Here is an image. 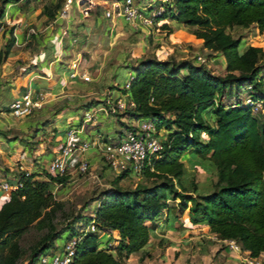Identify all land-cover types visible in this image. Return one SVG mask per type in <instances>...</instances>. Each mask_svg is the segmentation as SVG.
<instances>
[{
  "label": "trees",
  "instance_id": "trees-1",
  "mask_svg": "<svg viewBox=\"0 0 264 264\" xmlns=\"http://www.w3.org/2000/svg\"><path fill=\"white\" fill-rule=\"evenodd\" d=\"M12 1L0 0V29ZM157 17L158 29L167 33L173 31L170 20L195 27L203 46L224 56L225 73H216L193 58L174 56H147L131 68L135 77L130 92L136 105L117 115L151 118L166 129L164 150L140 173L151 183L121 187L120 180L131 174L124 170L111 188L85 202L83 209L98 202L93 214L81 210L76 215L55 194L68 175L46 172L48 179L41 180L35 173L20 172L22 185L0 204V264H37L63 235L80 234L83 238L71 264H127V257L138 252L144 259L151 240L148 221L166 213V219L170 213L183 217L194 230L236 239L251 256L264 253V114H254L242 102L232 106L243 89L264 96L260 64L264 47L251 43L243 47L242 37L229 31L255 25L264 32V0H172ZM14 43L12 29L2 59ZM249 85L252 90H247ZM5 109L10 110V104ZM123 125L129 127L127 121ZM190 151L209 159L215 168L211 189H201L196 173L183 160ZM92 220L99 230L83 232ZM40 224L45 230L26 252L20 240ZM101 230L114 232L118 244L103 245Z\"/></svg>",
  "mask_w": 264,
  "mask_h": 264
},
{
  "label": "crops",
  "instance_id": "crops-1",
  "mask_svg": "<svg viewBox=\"0 0 264 264\" xmlns=\"http://www.w3.org/2000/svg\"><path fill=\"white\" fill-rule=\"evenodd\" d=\"M48 1L15 0L10 2L7 5L5 26L0 29V109H2L0 110V129L7 132L22 131L25 138L30 136V142H36V146L30 149L27 145L29 141H20V152H17L18 157L13 154L14 159H20L23 163V159L26 160L30 156L33 160H26L27 162L25 161L20 166L23 170H12L5 175L2 173L0 165V182L4 178H9L13 182L19 177V173L25 170L35 173L37 179H48L46 172H48L50 161L65 138L67 128L82 121L83 109L88 107L84 106L86 104L85 99L99 97L103 101L108 92L113 96L121 94L117 86L110 87L113 85V82H110L112 78L104 74L107 68L114 66V57L119 56V52L113 51L112 39L107 36H113V32L122 37L127 32L138 31L143 33L147 31L151 34L153 31L137 28L122 17H107L105 11L109 5H103L100 2H95L96 6H71L68 16L65 18L61 16L63 6L55 15L50 16L53 12L45 7ZM141 1L144 2L145 0ZM98 5L103 6L99 7ZM170 24L173 28L180 25L193 27L176 20H170ZM12 29L15 35V43L10 54L2 59L1 56ZM31 29H35L36 32L31 33ZM166 33L165 31L163 35ZM196 39L203 45L201 38L196 37ZM159 43L162 44L159 46ZM169 43L171 42L168 39L163 40V37H159L156 33L154 41L148 40L144 48L145 51H150L149 49L152 48L151 51L160 54L158 57L164 59L172 56L178 59L191 58V56L183 57V53L179 50L174 51L167 48ZM120 45L119 47H123L122 44ZM204 49L208 48L204 47ZM218 58L222 65L226 66L224 56L220 54ZM75 61L79 63L78 69L81 71L87 73L92 71L90 80H85L81 76L72 77L70 75ZM117 69L111 73L113 77L116 75L115 85H118L117 83L122 80L125 81L128 73L133 70L129 69L125 72ZM105 73L107 74V72ZM122 76L124 79L121 80ZM94 79L95 81H93ZM106 83L108 87L104 89L102 86ZM97 86L99 90L96 88ZM28 89L43 91L47 97L42 106L36 108L33 116L18 121L11 116L13 115L11 111L5 108ZM128 120V115H108L105 119L107 124L100 127L99 122L92 132L99 131L104 134L101 129L105 127L107 134L104 136L114 132L115 134L120 133L125 128L121 124ZM40 121L47 125L46 129L43 132L29 135L28 131L38 128L34 125ZM95 136L92 134V138ZM0 141H2L0 143V155H4L8 149L1 138ZM13 142L15 141L10 140L7 145L10 146ZM11 150L10 147L9 153L12 152ZM85 156L90 159L91 164H96L101 159V153L97 147L86 151ZM183 160L190 169L203 166L207 170H212L216 180L215 168L209 159H202L198 154L190 151L183 155ZM9 196L10 194L5 193L0 187V204L7 201ZM166 217L167 213L155 221H148L151 229L150 241L159 239L174 246L176 243L172 242L171 239L181 240L188 244L189 238L205 235L199 230H192L189 225L185 224L183 217L177 218L174 213H170L169 218L166 219ZM166 224H171L172 228L166 229ZM187 236L189 238H186ZM106 237L105 235L102 236V240H106ZM149 246L150 243L147 247Z\"/></svg>",
  "mask_w": 264,
  "mask_h": 264
},
{
  "label": "rangeland",
  "instance_id": "rangeland-1",
  "mask_svg": "<svg viewBox=\"0 0 264 264\" xmlns=\"http://www.w3.org/2000/svg\"><path fill=\"white\" fill-rule=\"evenodd\" d=\"M114 1L115 0H49L48 3L45 4V7L49 8L50 12H53L50 15L52 16L55 15L68 2L69 7L71 8V6H96L95 2H100V4L103 5H110ZM137 1L139 2L141 0ZM145 1L147 2L150 0ZM155 1H157V5L160 3L159 0ZM103 5L98 6L102 7ZM151 30H153L151 34H149V32L147 31L143 33L134 31L127 32L125 36L122 37L115 35L114 32L113 36H107L112 39L114 46L113 51L116 53L119 52V56H115L117 54L114 53V66H112L111 68H107V70L105 71L107 72V74L104 72L105 75H108L109 78H112L110 79V82H113V85H110V87L117 86L115 85L117 81L116 75L115 77L111 76V73L115 72L116 68H118L117 70L126 72L127 70L136 66L143 58L147 56L160 55L155 54V51H151L152 48L149 49L150 51H145L144 48L145 43H147L148 40L151 42L154 41V35L156 33H158L159 37H163V40L168 39L171 42L169 43V45H167V48L174 51L179 50L183 53V57H194L197 54H203L207 58L206 64L211 70L215 71L216 73H224L226 71L225 66L222 65L221 60L218 58L221 53L219 51L211 49H204V46L201 45L200 41L196 39L197 36L195 34V27L180 25L179 27H174L171 33H166L165 35H163L165 31L159 30L158 25L154 26ZM229 31H231V33L235 37H242L243 47L250 43H254L256 45H261L264 47V32H260L255 25L249 27L235 26L234 28L229 29ZM120 44H122L123 47H119L121 46ZM161 44L162 43H159V46ZM260 64L263 67L264 74V55L260 59ZM89 74L92 75V71H90ZM123 77L124 76L121 77V80L124 79ZM93 81H95V79ZM123 81L124 80L120 81L117 84H121L123 83ZM102 87L105 89L106 87H108V84L106 83ZM96 88L99 90L98 86ZM246 94V91L243 89L241 97L246 98ZM85 101L87 105L95 103L99 104L100 102H103L99 97H89L85 99ZM86 104L84 106H86ZM34 114L35 111L29 116L31 117ZM11 116L14 119H17L18 121H21L22 119L26 118H18L14 115ZM104 117L107 118V115H105L104 112L100 111L98 114L100 127L102 125L107 124V122L105 121L106 118ZM262 117L264 118V115ZM35 126H38V128H33V130L30 129V131H28L29 135L36 134L38 132H43L46 129L47 125L43 123V121H40L38 123H35L34 127ZM92 128L90 129V131H92ZM101 130L104 134H107L105 127ZM0 134V138L4 141V145H6V148L8 149L7 153H5L4 155H0V165L1 170L3 171L2 173L5 175V173L11 172L12 170H23L20 166L24 164L26 160L30 161L33 160V158L28 156L26 160L23 159L24 161L22 163L20 159H14L13 154L18 157L17 152H20V141H29L30 136L25 138V135L22 131L7 132L2 129H0ZM114 134L115 132L107 136L113 137L115 136ZM10 140L15 141L11 144L14 146L7 145L8 141ZM1 142L2 141H0V143ZM27 145L30 147V149H32L34 146H36V142L29 141L27 142ZM10 147L12 148L11 153H9ZM192 170L196 173V177L199 181L201 189L208 190L213 187V182L215 179L212 170H207L203 166H197L196 168H192ZM117 175L118 174L114 172L108 165L103 163L102 159H99L98 163L92 164L91 170L88 173L83 175L77 174L74 177L69 176L67 183L59 185L55 188V194L58 199L67 201L68 205H70L69 207L72 208L71 211L73 214L77 215L82 210L84 214L90 215L94 213L98 202L95 201L90 204L86 209H83L85 202L89 201L94 196H97L104 189L111 188L112 185H114ZM139 183L149 184L151 182L146 181L145 178H142L141 174L131 173L122 180H120L118 185L121 187H135ZM172 203L175 204L176 201ZM73 219L74 217L70 215L68 220L71 221ZM75 225L84 227L82 223L79 225L78 222H76ZM88 225L89 223H87L85 227H87ZM44 226V224L35 226L23 235L20 241L23 247L27 249L26 252L29 250V247H31L34 243L38 242V239L41 237L43 231L45 230ZM85 230L86 229H84L83 232H87ZM101 233L102 236H108L106 237V240H102L103 245L110 246L112 244H118V241L116 240V234L114 232L101 230ZM203 233H205V235L199 237L189 238V236H187L186 238H189L187 241L189 242L188 244L181 240L171 239L172 242L176 243V245L174 246H171L170 243H166L163 240L154 239L150 241V246L147 247L149 254L144 256V259H141L142 252H138L134 255L127 257V264H240V257L238 253L232 250L227 242L221 240V238H219L215 233ZM65 237L66 236L63 235V237L58 240V244H62ZM199 239L201 240L199 241ZM115 253L118 254L117 252ZM26 256L27 253L24 256V260H26Z\"/></svg>",
  "mask_w": 264,
  "mask_h": 264
},
{
  "label": "built area",
  "instance_id": "built-area-1",
  "mask_svg": "<svg viewBox=\"0 0 264 264\" xmlns=\"http://www.w3.org/2000/svg\"><path fill=\"white\" fill-rule=\"evenodd\" d=\"M159 1L160 3L157 5L155 0L147 2L115 0L106 9L105 15L110 18L122 17L140 29H152L158 25L157 16L165 11L166 3L172 0ZM68 10L69 2L62 9L61 16L67 17ZM30 32L34 33L36 30L31 29ZM191 58L199 63L207 62V58L203 54H197ZM78 66L79 63L75 61L70 75L72 77L81 76L85 80H90L91 75L78 69ZM134 77L135 71L132 70L121 84L119 96H113L108 92L103 103L92 104L83 109L82 121L67 128L65 138L50 161L48 172L70 177L88 173L92 164L90 159L85 156V152L94 147L99 149L103 163L117 174L124 170L133 174H140L146 165L152 164L154 157L162 153L166 143V129L159 128L151 118L129 119L127 121L129 127H125L122 132L116 133L113 137L104 136L99 131L95 133L90 131L92 127H94L93 130L99 124L98 114L100 111L107 116H117L120 111L129 110L136 105L130 92ZM252 87L249 85L247 90H252ZM246 93V98L240 96L233 101L232 106L242 102L250 105L254 114H264V96H254L249 91ZM46 97L43 91L28 89L11 102L10 111L18 118L27 117L33 114L36 108L42 106ZM92 134L96 135L95 138H92ZM25 172L27 175L32 174L29 170H25ZM21 185L22 182L19 177L16 178L15 182L9 178H4L0 182L1 189L8 194ZM84 229H86L85 231L99 230L94 220ZM82 238L83 234L70 238L65 237L62 244H57L56 248L43 253L37 264H71L75 258L78 243ZM221 240L227 242L230 248L238 253L240 264H264V253L251 256L242 249L236 239L225 238Z\"/></svg>",
  "mask_w": 264,
  "mask_h": 264
}]
</instances>
